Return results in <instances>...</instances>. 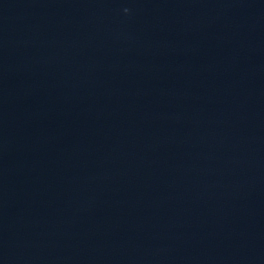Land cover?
I'll list each match as a JSON object with an SVG mask.
<instances>
[{
	"label": "water",
	"instance_id": "water-1",
	"mask_svg": "<svg viewBox=\"0 0 264 264\" xmlns=\"http://www.w3.org/2000/svg\"><path fill=\"white\" fill-rule=\"evenodd\" d=\"M0 264H264V0H0Z\"/></svg>",
	"mask_w": 264,
	"mask_h": 264
}]
</instances>
